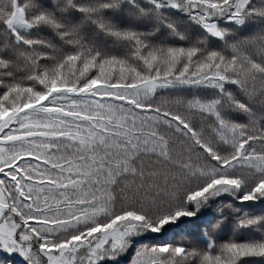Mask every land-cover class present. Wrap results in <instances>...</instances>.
Segmentation results:
<instances>
[{
  "label": "snow or ice",
  "instance_id": "snow-or-ice-1",
  "mask_svg": "<svg viewBox=\"0 0 264 264\" xmlns=\"http://www.w3.org/2000/svg\"><path fill=\"white\" fill-rule=\"evenodd\" d=\"M0 264H264V0H0Z\"/></svg>",
  "mask_w": 264,
  "mask_h": 264
}]
</instances>
